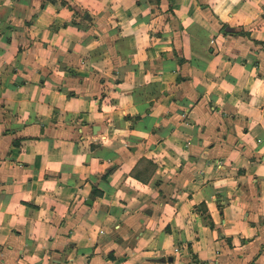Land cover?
<instances>
[{"label":"crops","instance_id":"crops-1","mask_svg":"<svg viewBox=\"0 0 264 264\" xmlns=\"http://www.w3.org/2000/svg\"><path fill=\"white\" fill-rule=\"evenodd\" d=\"M0 264H264V0H0Z\"/></svg>","mask_w":264,"mask_h":264}]
</instances>
